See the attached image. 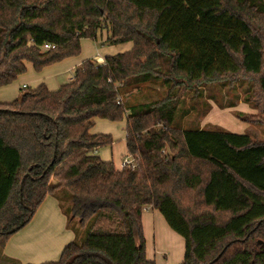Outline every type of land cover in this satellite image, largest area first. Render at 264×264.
Wrapping results in <instances>:
<instances>
[{"label": "trees", "instance_id": "obj_1", "mask_svg": "<svg viewBox=\"0 0 264 264\" xmlns=\"http://www.w3.org/2000/svg\"><path fill=\"white\" fill-rule=\"evenodd\" d=\"M103 29L105 44L133 47L85 60L57 89L0 100V264H33L2 253L48 195L74 239L41 264H156L148 206L185 239L180 264H264V138L179 123L181 88L199 96L215 82H246L245 103L264 114V0H0V87L28 63L40 72L80 55ZM159 81L165 96L130 100ZM125 118L130 162L117 167L98 154L113 135L92 129Z\"/></svg>", "mask_w": 264, "mask_h": 264}, {"label": "rangeland", "instance_id": "obj_2", "mask_svg": "<svg viewBox=\"0 0 264 264\" xmlns=\"http://www.w3.org/2000/svg\"><path fill=\"white\" fill-rule=\"evenodd\" d=\"M103 30H107V29H103ZM81 55H84L83 51L78 56ZM29 66L32 69L31 63H29ZM75 70L76 69L72 71H65L59 75H56L57 76L56 79L58 82L57 86L60 87L62 84L68 82L67 81L69 80L68 77L71 75L73 77ZM32 71L36 75L38 73H42V71L40 72H37L35 70ZM25 75H28V70L24 74L20 75L17 78V80L14 81L12 84L4 87H0L1 99L5 101H11L18 96L20 89L23 88L24 83L31 85L36 84L34 83L35 82L34 80L31 81V83L25 80L26 78ZM38 75H39L38 77H43L41 76V74ZM246 85H247L246 82L244 84H241L240 80L238 82H235L234 85L229 84L228 82L227 83L215 82L206 85L204 87L203 94H199V96H195L194 90L184 89L182 87L181 92H183L186 95L183 101L181 111L182 113L186 111L188 113L180 117L179 120L180 125L183 128L195 127V126L208 127L210 125H213V126H219L225 128L227 130L236 133L251 132L254 133L257 138H264V124L262 123L264 119V114L261 111L262 109L258 111L250 107L247 103H245ZM193 89H195V87ZM166 94H167V89L165 88L163 83L159 81L157 83L145 85L143 93L135 92L131 96L130 100L134 103L141 101L145 102V101H150L152 99L163 97ZM209 95H213L215 100L220 104L227 105L230 103H234L236 104V106L231 108L230 107L220 108L218 104L209 100ZM257 98L258 100L260 99L259 92H257ZM208 102H210L212 107L215 105V107L217 108H215V110L211 114H209L208 118H206V113L208 110V106H207ZM234 111H241L248 113L249 122L238 118L234 113ZM125 126H126V118L118 122H112L106 119H97L96 125L92 129L93 133H105V134L113 135L115 139L114 144L112 146H106L100 148L98 150V154L104 160L113 161L117 167H121L122 166L121 164L123 162L130 159L127 154ZM54 200H56V198L53 195H48L46 197V200L42 204L43 205L42 210H46L47 212L46 214H44L45 217L40 216L42 213L41 210L37 218L25 227L26 231H29L31 233H37V235L41 236L42 239L40 240L39 243L40 247H42L41 250L43 249L44 253H48L47 258L35 257L33 261H31L30 263L41 264L44 262L58 260L63 248L68 244V242H71L72 240L67 238L71 232L73 233V231L69 229L67 226L66 215L62 212L61 209H58V214L60 215V218L59 215L52 214L53 211L52 209H50L51 208L50 205H52L51 202H53ZM146 210L147 207L145 208V212ZM48 218L49 220L47 221ZM62 246L64 247L62 248ZM59 248H62V250L60 251V253H57Z\"/></svg>", "mask_w": 264, "mask_h": 264}, {"label": "crops", "instance_id": "obj_3", "mask_svg": "<svg viewBox=\"0 0 264 264\" xmlns=\"http://www.w3.org/2000/svg\"><path fill=\"white\" fill-rule=\"evenodd\" d=\"M107 36L108 30H103L99 32L98 38L96 40L88 38L83 39L82 51L84 55L69 57L46 67L42 73H38L43 77H38V74H34L32 71L34 70L33 66L31 69L28 63V75H25V80H27L29 83L34 80V83L36 84L31 85L24 83L23 87L29 86L34 88L41 83H46L50 89H57L59 86H57L58 82L56 75H59L65 71H72L76 69L87 59H93L98 63H103L108 55L126 52L133 47L132 42H125L116 45L105 44ZM72 78V75L69 76V80L67 81H70ZM0 100L5 101L1 99V97ZM215 108L217 107L214 105L210 112L206 115V118H208L209 114H211ZM51 204L52 205H50V209L53 211L52 214L59 215L58 209H60V207L58 201L54 200L51 202ZM42 209L43 205L40 206L30 223L37 218L39 212ZM41 212L42 213L40 216L45 217L44 214L47 213L46 210H42ZM48 220L49 218L47 221ZM142 221L146 237V250L148 257L154 259L156 264H180L184 260L185 239L169 226L166 219L159 210L151 206L147 207L146 212L144 209ZM67 238L73 240L74 233L71 232ZM41 239V236L37 235V233L26 231V228L24 227L10 238L3 250L2 255L17 259L22 263H30L35 257L47 258L48 253H44L43 249L41 250L42 247L39 245ZM63 247L64 246H62V248ZM62 248H59L57 253H60Z\"/></svg>", "mask_w": 264, "mask_h": 264}, {"label": "built area", "instance_id": "obj_4", "mask_svg": "<svg viewBox=\"0 0 264 264\" xmlns=\"http://www.w3.org/2000/svg\"><path fill=\"white\" fill-rule=\"evenodd\" d=\"M46 48H49L50 45H45ZM54 47V46H53ZM130 162V159L126 160L125 162L122 163V166H124L126 163ZM121 166V167H122Z\"/></svg>", "mask_w": 264, "mask_h": 264}, {"label": "water", "instance_id": "obj_5", "mask_svg": "<svg viewBox=\"0 0 264 264\" xmlns=\"http://www.w3.org/2000/svg\"><path fill=\"white\" fill-rule=\"evenodd\" d=\"M259 243H263L264 244V241L260 240Z\"/></svg>", "mask_w": 264, "mask_h": 264}]
</instances>
